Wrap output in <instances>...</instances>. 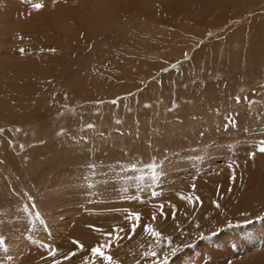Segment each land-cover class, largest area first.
<instances>
[{"label": "rangeland", "instance_id": "rangeland-1", "mask_svg": "<svg viewBox=\"0 0 264 264\" xmlns=\"http://www.w3.org/2000/svg\"><path fill=\"white\" fill-rule=\"evenodd\" d=\"M262 146L264 0H0V264H264Z\"/></svg>", "mask_w": 264, "mask_h": 264}, {"label": "snow or ice", "instance_id": "snow-or-ice-1", "mask_svg": "<svg viewBox=\"0 0 264 264\" xmlns=\"http://www.w3.org/2000/svg\"><path fill=\"white\" fill-rule=\"evenodd\" d=\"M35 9L39 10L41 7H42V4H39V3H35L32 5ZM22 53L24 52L23 49L20 50ZM49 51H55L54 49H50ZM237 102H239V98H237ZM113 104L116 103V100H113L112 101ZM146 107L148 105H145ZM230 119V118H229ZM117 123H120V121H117ZM233 123H235V121H233ZM228 125L226 124L225 127H227ZM87 128L91 129V128H94V125L92 124H88L86 126ZM60 135L63 134V131H61L60 133H58ZM261 153H264V146L260 147L258 149ZM133 219V222L131 224V228L133 231H135L136 227L138 226L137 223L135 221H139L140 217L138 214H135L133 217H131ZM88 227L90 228H95V226L93 225H89ZM144 229L146 232L150 233L152 237H160L161 236V233H159L158 231H154L150 226L148 225H145L144 226ZM98 230V229H97ZM115 232H119V231H123V229H114ZM215 233H212V236H214ZM117 240L120 239L119 235H117ZM200 239L201 240H205V239H211V236H205L203 234L200 235ZM73 244L77 245V247L81 248V250H83V246L78 242V241H73ZM192 245L189 244V245H186V247H191ZM45 248H49L50 246L45 244L44 245ZM103 246L102 245H98V246H95V247H92L91 248V255L93 258H96V257H100L102 258L103 260H105L107 262V264H112V258L105 255L104 252L101 251V248ZM56 249H51V251L49 252V255L54 257L55 254H56ZM177 251H179L178 248H172L171 249V252H170V255H175L177 253ZM157 255V253L155 251H148V252H145L144 253V256L146 257H155ZM167 255H169V253H166L165 254V259L164 260H161L159 262V264H167ZM74 256H76V253L75 252H70L67 256L64 257V260H70L71 258H73ZM55 264H60L59 261H55ZM86 264H87V260H86Z\"/></svg>", "mask_w": 264, "mask_h": 264}]
</instances>
